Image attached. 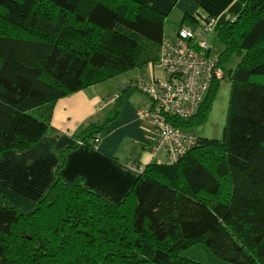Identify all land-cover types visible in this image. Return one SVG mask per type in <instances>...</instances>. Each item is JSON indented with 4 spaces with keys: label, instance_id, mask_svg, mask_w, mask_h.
<instances>
[{
    "label": "trees",
    "instance_id": "trees-1",
    "mask_svg": "<svg viewBox=\"0 0 264 264\" xmlns=\"http://www.w3.org/2000/svg\"><path fill=\"white\" fill-rule=\"evenodd\" d=\"M167 16L139 0H0V159L40 141L61 98L133 70L138 91L139 78L163 77ZM207 19L185 12L178 31ZM215 29L231 83L223 137L194 131L214 80L197 113L168 116L195 145L143 167L120 201L58 170L34 210L0 207V264H206L183 255L201 243L226 262L264 264V0H246ZM111 120L90 123L76 146L96 147Z\"/></svg>",
    "mask_w": 264,
    "mask_h": 264
},
{
    "label": "crops",
    "instance_id": "crops-1",
    "mask_svg": "<svg viewBox=\"0 0 264 264\" xmlns=\"http://www.w3.org/2000/svg\"><path fill=\"white\" fill-rule=\"evenodd\" d=\"M139 1L168 14L164 32L167 39L173 40L185 12L199 14L202 19L211 14L219 24L226 14H238L246 0ZM171 23L178 26L176 33L175 29L167 33ZM141 73H124L61 98L53 110L51 129L40 141L32 148L10 150L2 155L0 207L13 206L24 213L34 210L56 180L58 170L66 182L81 178L86 187L118 202L139 176L129 163L136 161L145 167L167 162L165 152H151V125L137 114L138 109L150 104L148 96L132 86ZM120 92L119 100L104 104L107 96ZM112 115L116 117L113 119ZM108 117L112 120L96 147L76 146V136L86 126Z\"/></svg>",
    "mask_w": 264,
    "mask_h": 264
},
{
    "label": "built area",
    "instance_id": "built-area-1",
    "mask_svg": "<svg viewBox=\"0 0 264 264\" xmlns=\"http://www.w3.org/2000/svg\"><path fill=\"white\" fill-rule=\"evenodd\" d=\"M231 17L227 15L226 19ZM217 23L212 17L195 30L180 28L176 40L165 39L162 44L157 65L163 71V77L143 76L135 83L150 99L149 106L138 109L139 115L151 125L150 150L154 154L165 152L169 163L178 161L190 150L196 137L174 126L168 116L188 118L197 113L212 82L226 76L218 63V56L209 52L212 45L208 39L216 31ZM191 42L196 44L195 48ZM112 99L111 96L106 98L104 104ZM136 163L131 162L130 166L139 173L143 172V167Z\"/></svg>",
    "mask_w": 264,
    "mask_h": 264
},
{
    "label": "rangeland",
    "instance_id": "rangeland-1",
    "mask_svg": "<svg viewBox=\"0 0 264 264\" xmlns=\"http://www.w3.org/2000/svg\"><path fill=\"white\" fill-rule=\"evenodd\" d=\"M226 15L224 19L228 21L229 19H226ZM173 16L175 15L173 14ZM177 28L173 23H171L170 25H167L166 31L167 33H170L174 31L175 29V33H176ZM214 34L211 33V36L208 39L212 47L210 50L207 49L206 51L208 52L209 50V52L212 55L217 56L223 49V43ZM237 61H238V57L233 56L226 62V66L232 69L236 66ZM155 69L158 70L157 68ZM137 71L138 70H133L131 72L135 73ZM230 88H231L230 79L228 78L223 79L220 83L218 94H217L215 101L212 104L210 113L207 115L206 121L200 126H197L195 128L194 130L195 133L201 136L216 138V139H221L223 137V131H224L225 123H226V116H227V110H228ZM137 114L140 119L145 120V118H142L139 115L138 111H137ZM132 162L136 163V161H132ZM137 166L139 165L137 164ZM183 255H186L193 260L200 261L206 264H232V263H229V262H226L220 259L208 247H206L202 243L198 244L197 246L191 247L188 250H185L183 252Z\"/></svg>",
    "mask_w": 264,
    "mask_h": 264
},
{
    "label": "clouds",
    "instance_id": "clouds-1",
    "mask_svg": "<svg viewBox=\"0 0 264 264\" xmlns=\"http://www.w3.org/2000/svg\"><path fill=\"white\" fill-rule=\"evenodd\" d=\"M215 35V34H214ZM144 94V93H143ZM147 96V95H146Z\"/></svg>",
    "mask_w": 264,
    "mask_h": 264
}]
</instances>
